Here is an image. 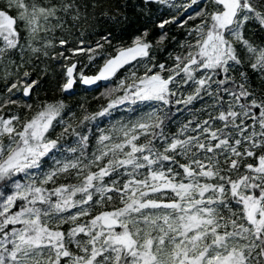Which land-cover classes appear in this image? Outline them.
<instances>
[{"label":"snow or ice","instance_id":"snow-or-ice-1","mask_svg":"<svg viewBox=\"0 0 264 264\" xmlns=\"http://www.w3.org/2000/svg\"><path fill=\"white\" fill-rule=\"evenodd\" d=\"M0 264H264V0H0Z\"/></svg>","mask_w":264,"mask_h":264},{"label":"trees","instance_id":"trees-1","mask_svg":"<svg viewBox=\"0 0 264 264\" xmlns=\"http://www.w3.org/2000/svg\"><path fill=\"white\" fill-rule=\"evenodd\" d=\"M133 27H135V25H134ZM74 99L78 100V99H80V97H79V96H77V97H75Z\"/></svg>","mask_w":264,"mask_h":264}]
</instances>
